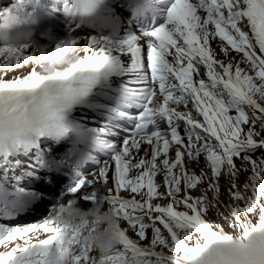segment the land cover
Listing matches in <instances>:
<instances>
[{
	"label": "snow or ice",
	"instance_id": "1",
	"mask_svg": "<svg viewBox=\"0 0 264 264\" xmlns=\"http://www.w3.org/2000/svg\"><path fill=\"white\" fill-rule=\"evenodd\" d=\"M58 3L70 35L57 51L85 44L64 80L40 74L30 42L0 46V221L33 212L44 201L45 193L21 186L37 170L69 175L66 191L85 201L95 200L91 188L108 185L111 172L114 188L104 198L120 220V244L97 259L84 242L93 225L51 222L63 204L62 189L49 197L51 206L38 222H0V264H264V0ZM40 5L41 0H16L15 8ZM117 8L137 30L125 26ZM217 38L220 53L211 46ZM23 68L28 71L20 74ZM14 71L16 76L5 78ZM121 121L132 131L118 146L108 137L118 134ZM144 145L150 158L147 149L140 155ZM99 154L108 159L101 161ZM202 155L213 178L193 197L205 174L189 172L186 161L198 162ZM22 163L24 172L16 174ZM89 165L95 171L86 174ZM249 169V178L238 185L240 171ZM158 174L163 185L155 180ZM222 175L233 178L232 203L224 205L227 215H219L235 234L206 219L222 203L218 195L208 196L209 190L219 193Z\"/></svg>",
	"mask_w": 264,
	"mask_h": 264
},
{
	"label": "clouds",
	"instance_id": "2",
	"mask_svg": "<svg viewBox=\"0 0 264 264\" xmlns=\"http://www.w3.org/2000/svg\"><path fill=\"white\" fill-rule=\"evenodd\" d=\"M38 28L37 17L8 13L0 17V42L8 47L18 48L32 42ZM41 35L44 39H54L50 28ZM37 60L41 75L53 81H61L77 65L79 55L71 46L60 51L55 48L51 52L41 49ZM50 219L56 224L76 225L81 228L91 222L94 230L85 235L84 242L99 256L107 255L120 244V220L114 211L110 208L105 210L103 205H94L87 210L78 200L75 203L58 205Z\"/></svg>",
	"mask_w": 264,
	"mask_h": 264
},
{
	"label": "bare ground",
	"instance_id": "3",
	"mask_svg": "<svg viewBox=\"0 0 264 264\" xmlns=\"http://www.w3.org/2000/svg\"><path fill=\"white\" fill-rule=\"evenodd\" d=\"M12 11L14 13L20 14V15H27L28 16L29 14H31V16L37 17V19L39 21V27H40V25H43V26H45L47 28V30L49 28L52 30L53 37H54L53 40L44 39V38H42V35L41 34L40 35L39 34H36L34 40L32 42H30L33 45V51L36 52V58H37V56L39 54V51H36V50H38V49L39 50H41V49H47L49 52H51L52 50H54L56 48L57 44H59L61 41L67 40L69 38V35H70V32H69V27H70L69 21H68L67 17L65 16V14H64V12L62 10V5H60L58 3V0H52V2L49 5H47V4L40 5V6L36 7L35 9H33L31 6H29L23 12L17 11V9L15 7H14V9ZM123 12L124 13H127L124 10H123ZM8 13H11L10 10L9 11H6L4 15H6ZM43 17L46 18V22H43V19H44ZM83 34L84 33H79V35H83ZM218 42H219L218 41V38H217V40L211 41V46L216 50L217 53H220V48L217 46ZM0 46H3V43L2 42H0ZM84 47H85L84 41L81 40L77 45L74 46V50L77 53H81V50ZM231 56L236 57L237 60H239V58H240L239 55L237 53H235V52H232L231 53ZM218 58L219 59H227L222 54H220L218 56ZM243 66L244 65H242V67ZM18 71L20 72V74H23V73H26L28 71V69L27 68H23V69L18 70ZM203 72H204V69L201 68V73H203ZM16 75H17V72H15V71L14 72H10L9 73V76L8 77H5V78L7 79V78H10V77L16 76ZM188 107H189V109H191L192 108V104L190 103ZM181 110H183V109L181 108ZM195 115L196 114H194V116ZM48 143H50V142H48ZM146 149L150 152V149H148V146H146V145L142 146V148L140 150V155L141 156H143L144 151ZM171 155L174 156V151L171 153ZM203 158H205V157L202 155L199 159H203ZM101 166H103V165L101 164ZM205 166H207V165L204 164V163H199L198 164L197 162H192L190 160H187L186 161V167L187 168H191L192 167V171L194 173H196V174H197V172H195V171L201 170V168H203ZM21 169H23V168L21 167ZM130 175H131V173H130ZM111 177H112V173L110 172L109 173V183H108V185H106V186L103 185L102 186V185L98 184V185H96V186H94V187L91 188V191H94L96 193V198H95L94 201H92V200L85 201V200L81 199L80 198V195H81L80 193L75 194V196H73L71 193H69L68 195H66V199H65L66 204L69 202V200L75 198V199H77L79 201L80 205L85 210H87L90 207H93L94 205H99V202L98 201L100 200V202H101V198L106 195L107 189L108 188H114V184L112 182ZM155 180H156L157 184H159V185L164 183L163 175L160 176L158 174L155 177ZM97 186L98 187H101L102 186V189L101 188H97ZM86 190L87 189L82 190V191H86ZM159 191L160 192H164L165 191V188L162 187ZM122 195H124L125 197H127V196H129V193L123 192ZM153 202L154 203H159L161 205H165L167 202L169 203V200L164 199V201H163L164 203H161L159 201V199H157V200H154ZM100 205H103V207H104L105 210H107L110 207L109 206L110 205L109 203L108 204H104L103 202H101ZM178 210L183 211L182 209H180V207L178 208ZM91 225L92 224L90 222L89 223V227H91ZM121 226L122 227L126 226V223L125 222H121ZM149 233H151V232L149 231ZM149 233H148V235H149ZM129 235H130V237L135 238L134 234L131 231H129ZM142 243L145 244V245L147 244L145 242H142ZM157 251H162V250H157ZM93 252L91 254H93V256H95V253H93ZM165 254H170V253L165 252ZM97 256H99L98 253H97Z\"/></svg>",
	"mask_w": 264,
	"mask_h": 264
},
{
	"label": "rangeland",
	"instance_id": "4",
	"mask_svg": "<svg viewBox=\"0 0 264 264\" xmlns=\"http://www.w3.org/2000/svg\"><path fill=\"white\" fill-rule=\"evenodd\" d=\"M245 127H247V126H245ZM257 128H259V125H258V124H257ZM255 155H256V156H259L260 153L257 152ZM192 162H193V161H192ZM197 163H198V164H199V163H204V164H206L207 166L201 168L202 171H201V170H197V171H195V172H197V175H198V174L200 175L202 172H203L205 175H204V182L201 183L196 189L191 190V194H192L193 197H199V196H201L202 193H203L205 190L208 189V181H210V180L213 178V173H212V171H211L210 165L206 162V159H205V158H204V160H200V159H199ZM235 163H236L237 167L240 168V166H241V161H240L239 159H236V160H235ZM187 169H188L189 172H193V171H192V167H191V168H187ZM195 174H196V173H195ZM159 175L161 176V175H163V174H159ZM250 175H251V170H250V169H249L248 171L241 170L240 173H239V177H238V179H236L235 182H236L238 185H241V186H242V185L246 182V180L249 178ZM232 179H233V178H232L231 176H227V178H225V176L222 175L221 178L219 179V193L217 194V193H214V192H212V191H210V190L208 191V196H209L210 198L213 197V196L218 195V199H219V201H221L222 203H221V205L219 206V208H213L211 211H209V212L207 213V215H206V219H207L208 221H210V222H213L214 224H216V225H218V226H222L223 229H224L226 232L231 233V234H235L236 231H238V230H234L233 228H231V227H230V222H229L228 220H225V219L220 218V215H219L220 212H223L225 215H227V214H228V209H227L226 207H224V205H228V204L232 203V201H231L230 198H229V192H228V188H229V186H230V182L232 181ZM160 185H163V184H160ZM162 187H163V186H161V187L159 188V190H160ZM250 194H251L250 192L247 193V195H250ZM181 195H183V193H181ZM162 200L164 201V199H159V201H160L161 203H164ZM239 203H241V206H242V202H239ZM180 209L185 210V209L183 208V206H180ZM242 216H243V214H242ZM252 219L255 220L256 217L253 215V216H252ZM161 227H162V226H161ZM162 231L164 232V234H165L166 236L168 235L167 232H166V230H163V228H162ZM150 234H151V233H149V235H150ZM181 235H183V233H181ZM192 235H193V237H195L196 233L193 232ZM149 237H150V236H149ZM143 242L147 243L148 240L146 239V240L143 241ZM147 244H148V243H147ZM157 250H162V251L167 252V250H164V249H162V248H160V247H158ZM167 253H168V252H167Z\"/></svg>",
	"mask_w": 264,
	"mask_h": 264
}]
</instances>
